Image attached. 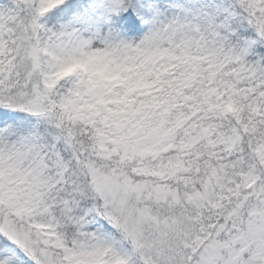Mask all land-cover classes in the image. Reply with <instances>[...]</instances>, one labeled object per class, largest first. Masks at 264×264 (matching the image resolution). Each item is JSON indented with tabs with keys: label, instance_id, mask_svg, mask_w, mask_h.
I'll use <instances>...</instances> for the list:
<instances>
[{
	"label": "snow or ice",
	"instance_id": "obj_1",
	"mask_svg": "<svg viewBox=\"0 0 264 264\" xmlns=\"http://www.w3.org/2000/svg\"><path fill=\"white\" fill-rule=\"evenodd\" d=\"M0 264H264V0H0Z\"/></svg>",
	"mask_w": 264,
	"mask_h": 264
}]
</instances>
